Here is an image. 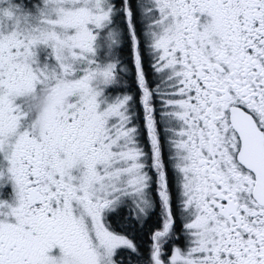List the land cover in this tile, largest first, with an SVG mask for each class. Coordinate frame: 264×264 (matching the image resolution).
I'll list each match as a JSON object with an SVG mask.
<instances>
[{
  "label": "snow or ice",
  "instance_id": "6c2138e0",
  "mask_svg": "<svg viewBox=\"0 0 264 264\" xmlns=\"http://www.w3.org/2000/svg\"><path fill=\"white\" fill-rule=\"evenodd\" d=\"M0 264H264V0H0Z\"/></svg>",
  "mask_w": 264,
  "mask_h": 264
}]
</instances>
